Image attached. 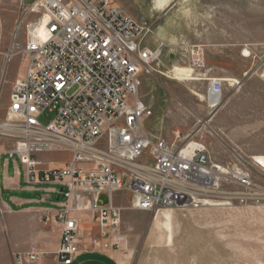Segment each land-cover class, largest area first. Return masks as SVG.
<instances>
[{
    "label": "built area",
    "instance_id": "obj_1",
    "mask_svg": "<svg viewBox=\"0 0 264 264\" xmlns=\"http://www.w3.org/2000/svg\"><path fill=\"white\" fill-rule=\"evenodd\" d=\"M16 2L7 51L0 29V102L17 52L23 67L12 83L7 107L18 119L19 141L6 154L20 160L28 186L61 187L46 188L63 196L45 219L59 231L54 252L58 263L71 264L81 251L97 247L92 232L86 245L84 223L98 226L105 247L122 248L126 234L122 208L116 204L119 192L131 193L133 207L144 211L200 207L221 197L231 200V192L220 193L221 184H236V197L247 199L246 190L254 185L244 165L214 162L195 132L182 135L176 130L167 139L145 129L154 111L139 95L142 74L159 66L164 46H148L154 34L150 24L112 0ZM194 66L206 67L202 57ZM223 81L210 80L213 107L222 101ZM47 111L54 117L44 124L40 117ZM56 149L71 154L62 167H49L37 158ZM46 255L33 247L17 252L15 264L37 262Z\"/></svg>",
    "mask_w": 264,
    "mask_h": 264
},
{
    "label": "rangeland",
    "instance_id": "obj_2",
    "mask_svg": "<svg viewBox=\"0 0 264 264\" xmlns=\"http://www.w3.org/2000/svg\"><path fill=\"white\" fill-rule=\"evenodd\" d=\"M113 1L153 27L148 46L157 48L164 43L159 66L142 74L139 95L154 111L145 123L146 130L167 139L176 130L182 135L195 132V139L205 142L214 162H239L250 172L254 186L246 190L245 200L236 197L240 191L236 184H221L220 193L231 192V200L221 197L200 207L157 211L134 208L132 194L122 191L116 195L126 234L122 248L105 247L96 224L85 223L86 233H93L97 247L114 251L120 264H264V168L255 160V156H264V0H170L159 9L148 8L154 0ZM17 12L16 0L0 3L5 51ZM201 57L206 67L196 68L194 62ZM3 63L0 54V71ZM175 66L192 68V78L172 77ZM22 71L17 52L3 81L0 125L10 126L8 131L0 128V157L19 141L18 119L8 120L7 107L12 83ZM212 79L224 80L222 101L215 107L208 98ZM53 117L47 111L40 120L47 124ZM64 152L68 151L56 149L37 154V158L49 167H59L55 164L66 161ZM144 159H150L149 153ZM20 169L24 178L21 163ZM49 186L53 185H38L24 195L48 196L37 204L56 208L59 194L47 191ZM13 194L0 184V264H15L17 252L33 247L47 255L26 264H57L50 248L56 236L60 237L59 231L51 221L45 222L54 213L36 205H12L8 199ZM102 200L107 202V196ZM164 211L172 214L171 239L165 218L157 217ZM84 239L89 246L90 238L85 235Z\"/></svg>",
    "mask_w": 264,
    "mask_h": 264
},
{
    "label": "crops",
    "instance_id": "obj_3",
    "mask_svg": "<svg viewBox=\"0 0 264 264\" xmlns=\"http://www.w3.org/2000/svg\"><path fill=\"white\" fill-rule=\"evenodd\" d=\"M169 1L166 4H168ZM112 2L114 1L112 0ZM166 4L162 5L159 0H154L153 6L148 7V8L159 9V8L165 7ZM147 120H149V118ZM149 133L153 135L151 132ZM64 153L66 154V157H67L66 161L58 162L55 165H58L59 167H62L65 165L67 160L70 158L71 154L70 152H64ZM50 164H54V162L51 161ZM0 184L2 188L8 193H12V192L15 193L13 195H10V199H8V202H10L12 205H16V206L17 205L18 206L36 205L35 207L37 209H41L43 211L47 209H51L52 212L55 213L56 208H51L48 206H39V204H37L39 202L46 200L48 196H44L46 198L43 197V198L36 199L30 196L24 195L26 193L33 192L35 188L28 186L26 184L25 177L23 178L21 175L20 161L17 158L15 159L8 158L7 155H3L0 157ZM47 188H54V186H49ZM19 194H23V195H19ZM58 197L59 195L57 196V199ZM52 224L54 225V223ZM84 224H83V230L84 232H86L87 229L85 230ZM86 236H88L87 233H86ZM59 241H60V237L57 235L55 238V241H53V243L51 244L50 249L52 251L56 252L58 245H59ZM57 264H61V263H57ZM71 264H120V262L114 251L103 250L99 247H91L89 249L87 248L81 251L75 257V259L73 260Z\"/></svg>",
    "mask_w": 264,
    "mask_h": 264
},
{
    "label": "bare ground",
    "instance_id": "obj_4",
    "mask_svg": "<svg viewBox=\"0 0 264 264\" xmlns=\"http://www.w3.org/2000/svg\"><path fill=\"white\" fill-rule=\"evenodd\" d=\"M159 1L161 2L162 5H164L169 0H159ZM171 74H172V77H174L176 79H180V80L181 79H189V78H192V76H193V70H192V68L186 67V66H175L171 70ZM213 102H214V100H210V104L213 105ZM13 118H16L15 115L9 114L8 120H12ZM4 126H6V127H4ZM9 126H10V124L4 123V124L0 125V128H2L4 131H8ZM3 134H6V133L4 132ZM7 134H8V132H7ZM255 160H256V162L260 163V165L264 166V156H262V155L255 156ZM160 216L164 217L166 220L164 224H165L166 228H168L170 231L169 238L171 239L172 238V233H171L172 214L168 211L158 212L157 217L160 218Z\"/></svg>",
    "mask_w": 264,
    "mask_h": 264
},
{
    "label": "water",
    "instance_id": "obj_5",
    "mask_svg": "<svg viewBox=\"0 0 264 264\" xmlns=\"http://www.w3.org/2000/svg\"><path fill=\"white\" fill-rule=\"evenodd\" d=\"M59 198V197H58Z\"/></svg>",
    "mask_w": 264,
    "mask_h": 264
}]
</instances>
